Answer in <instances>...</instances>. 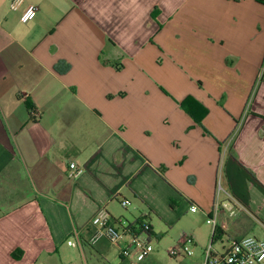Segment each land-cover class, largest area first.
I'll return each mask as SVG.
<instances>
[{
  "label": "crops",
  "instance_id": "crops-1",
  "mask_svg": "<svg viewBox=\"0 0 264 264\" xmlns=\"http://www.w3.org/2000/svg\"><path fill=\"white\" fill-rule=\"evenodd\" d=\"M11 2L0 0V264H71L68 240H87L104 206L157 236L192 202L227 231L212 212L219 184L242 206L241 237L253 224L264 236V0ZM189 97L207 110L201 125ZM109 245L85 243L83 260Z\"/></svg>",
  "mask_w": 264,
  "mask_h": 264
},
{
  "label": "built area",
  "instance_id": "built-area-1",
  "mask_svg": "<svg viewBox=\"0 0 264 264\" xmlns=\"http://www.w3.org/2000/svg\"><path fill=\"white\" fill-rule=\"evenodd\" d=\"M23 2L24 0H12L10 8L17 10ZM37 9L35 5L28 6L21 16V21L23 23L30 21ZM40 115L38 110H30V117L33 120H38ZM81 173L82 169L75 162H71L69 177L75 179ZM222 192L226 194L224 200L220 199ZM217 197L218 199L212 211L215 214L225 212L229 218H232L242 208L240 203L225 192L220 184ZM129 204L128 200L121 202L125 209ZM189 209L193 213L199 212L198 206L192 202L189 203ZM205 215L207 217L206 223L213 227V232L210 244L204 249L203 264H264V238L249 235L241 238L232 237L227 231L218 228L216 217H212L211 214ZM134 223L124 221L121 218H113L104 206L90 220L89 227L92 228L93 232L87 238V244L96 246L101 241L106 240L111 245L116 246L119 257L126 264H141L152 257L155 251L152 239L155 236L151 232L152 227L146 219L138 229H136ZM81 235L80 232H75L73 237L68 240V245L83 252L84 243ZM194 247H196L195 235L184 232L178 240L177 246L170 249L168 254L170 257L191 258L194 255Z\"/></svg>",
  "mask_w": 264,
  "mask_h": 264
},
{
  "label": "rangeland",
  "instance_id": "rangeland-1",
  "mask_svg": "<svg viewBox=\"0 0 264 264\" xmlns=\"http://www.w3.org/2000/svg\"><path fill=\"white\" fill-rule=\"evenodd\" d=\"M124 221L125 218H121ZM207 217L205 214L201 213H191L189 210L187 213L183 212V216L180 220L172 226H166L164 223L155 224V231L157 233V238L152 239V244L155 247V251L151 258H149L145 263L141 264H203L204 258V248L210 244L212 236V228L206 224ZM227 233L232 237L242 236V212L228 219ZM128 222V221H127ZM247 231L243 232L249 236H256L264 238L259 228L250 225ZM186 233H192L199 238L204 239V244L198 245L193 248L194 255L191 258L184 257H170L168 251L177 246L178 240L181 235ZM67 258L71 261V264H126L124 263L117 254L116 246L109 245V249L104 253V256H97V258L87 257L83 260V255L78 248H71L67 246Z\"/></svg>",
  "mask_w": 264,
  "mask_h": 264
},
{
  "label": "trees",
  "instance_id": "trees-1",
  "mask_svg": "<svg viewBox=\"0 0 264 264\" xmlns=\"http://www.w3.org/2000/svg\"><path fill=\"white\" fill-rule=\"evenodd\" d=\"M155 16V15H154ZM182 107L183 109L194 119V121L201 125L202 124V120L203 118L206 116L207 114V110L206 108H204L203 106L200 105V103H198L197 101H195L193 98L189 97L187 98L183 103H182ZM263 120H264V116H260ZM145 220V218H139L135 221L134 225L136 227V229H138L142 224L143 221ZM217 231L220 232L219 229H217ZM151 232L153 233V235L157 238V236L154 234L153 230L151 229ZM82 241L83 243H87V240L82 237ZM147 261V260H146ZM146 261H144L143 263H145Z\"/></svg>",
  "mask_w": 264,
  "mask_h": 264
}]
</instances>
